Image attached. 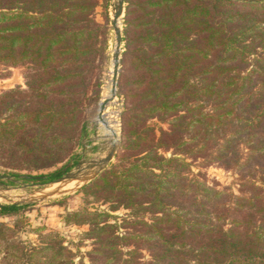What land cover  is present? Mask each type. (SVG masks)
Returning a JSON list of instances; mask_svg holds the SVG:
<instances>
[{
    "label": "trees",
    "instance_id": "1",
    "mask_svg": "<svg viewBox=\"0 0 264 264\" xmlns=\"http://www.w3.org/2000/svg\"><path fill=\"white\" fill-rule=\"evenodd\" d=\"M96 3L0 0V65L25 80L0 93V165L23 182L61 176L79 144L105 42ZM124 3L120 143L78 190L107 210L64 223L87 226L89 264H264V2ZM210 164L236 174V193L191 170ZM32 206L0 203V264H72L59 234L21 238Z\"/></svg>",
    "mask_w": 264,
    "mask_h": 264
},
{
    "label": "rangeland",
    "instance_id": "2",
    "mask_svg": "<svg viewBox=\"0 0 264 264\" xmlns=\"http://www.w3.org/2000/svg\"><path fill=\"white\" fill-rule=\"evenodd\" d=\"M114 1L115 0H97L96 6L94 8V20L105 29L103 53L101 58L97 61V66L94 69L95 79L97 82L96 97L91 103L87 104L83 108L81 119L82 134L79 138V144L73 147L74 156L72 159L68 160L66 164H74L78 160H99L104 156L108 146L110 145L103 127L96 123V112L98 102L103 100L106 85L111 79V55L114 47V34L111 28V11ZM124 6L125 3L123 0V11L118 19V26L120 28V31H122L123 28ZM123 45L124 42L122 40L121 34L119 60L121 57V52L123 51ZM119 68L120 65L118 63L117 76ZM24 81L25 80L23 77L22 67L14 66L4 68L0 65V93L12 88H24ZM121 109L122 97L119 94L117 85L115 84L114 96L113 98L111 97L106 103L104 108V114L106 115L104 116L106 117L107 121H111L112 119L114 120L113 124L116 138L118 140V146L120 143ZM114 155L105 167H107L114 161ZM59 165L60 164H55L53 166L43 167L38 169L37 171H34L33 173L47 172L53 170ZM7 170L8 168L0 165V174H6L4 171ZM191 170L193 172L200 171L201 175L208 184H215L218 187H227L233 193L237 192L236 174L231 170L223 169L222 167L215 164H210L202 168L192 165ZM17 180V183H9L5 180H0L2 183H5L9 186L8 189H3L0 186V203H26L28 198L38 196L40 194L39 191H50L55 188L58 192L64 191L63 193L54 194L47 199L31 203L33 204V206L30 209L24 211L27 224L25 225V230L21 233V238L27 239L31 242H36L37 232L33 231L30 228L35 226H43L45 229L41 231L42 233L50 231L57 233L63 237V244L75 253L73 256L72 264H89V259L86 252L91 247L90 240L83 237L81 234L82 231L87 229V226L65 224L63 218L67 211H71L81 205H85L90 209L107 210V204H101L100 202L84 203L83 198L78 192L81 185H78L76 182H72L71 184H59L53 182L45 183L41 186H29L26 184H29L31 182H23L19 179ZM108 212L111 215L117 216L116 218L118 219L121 215H123V213H125V210L122 208H118L113 211L108 210ZM2 220L8 221L7 219Z\"/></svg>",
    "mask_w": 264,
    "mask_h": 264
},
{
    "label": "water",
    "instance_id": "3",
    "mask_svg": "<svg viewBox=\"0 0 264 264\" xmlns=\"http://www.w3.org/2000/svg\"><path fill=\"white\" fill-rule=\"evenodd\" d=\"M240 2H247V3H256V2H263L264 0H236ZM123 11V0H115L112 4V11H111V28L114 34V47L111 55V62H112V72H111V85H110V97L114 96L115 93V84L117 78V71H118V63H119V48H120V41H121V31L119 26L116 25L117 19L121 16ZM109 98H105L102 101L98 102L97 112H96V119L99 121L102 120V111L105 108L106 103L109 101ZM118 146V140L115 139L112 142L103 157H101L98 161L94 160H78L74 164L68 163L64 167V173L56 178L53 181H49L46 183H59L65 184L70 181H75L78 185H82L89 180L93 179L111 160L113 157L116 149ZM0 180H5L9 183H17V178L9 175V174H0ZM45 183H29L26 185L29 186H41ZM0 186L3 189H8L9 186L5 183L0 181ZM40 194L38 196H33L27 199L26 203H34L36 201H40L43 199H47L54 194L63 193L64 191L58 192L57 189H53L50 191H39ZM21 203V202H20Z\"/></svg>",
    "mask_w": 264,
    "mask_h": 264
},
{
    "label": "bare ground",
    "instance_id": "4",
    "mask_svg": "<svg viewBox=\"0 0 264 264\" xmlns=\"http://www.w3.org/2000/svg\"><path fill=\"white\" fill-rule=\"evenodd\" d=\"M116 25L118 26V19H117ZM110 85H111V79L109 80V83L106 85L105 94L103 96V99L109 98L111 96L110 95ZM104 113H105V111L103 109V111H102V120L103 121L96 120V123L103 127V130L106 134V137L108 138V140L111 144L116 139V133H115L114 124H113L114 120L112 119L111 121H107L106 117L104 116L106 114H104ZM110 118H112V117H110ZM94 161H98V160H94ZM72 182H75V181H70V182H68V184H71Z\"/></svg>",
    "mask_w": 264,
    "mask_h": 264
}]
</instances>
